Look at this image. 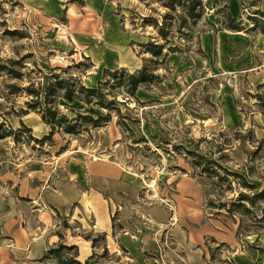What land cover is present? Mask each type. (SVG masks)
<instances>
[{
	"label": "rangeland",
	"instance_id": "rangeland-1",
	"mask_svg": "<svg viewBox=\"0 0 264 264\" xmlns=\"http://www.w3.org/2000/svg\"><path fill=\"white\" fill-rule=\"evenodd\" d=\"M256 1L237 0L240 15L234 18L248 31L224 29L213 0L204 1L208 8L202 20L188 21L185 36L177 32L178 21H168L167 43L176 50L158 61L142 46L164 43L154 22L161 24L163 14L170 12L156 0H129L128 5L123 0H0V64L34 55L26 60L29 70L24 71L23 82L0 73V124L4 121L5 128L16 132L22 121L31 130L23 131L17 143L14 137L0 141V264H43L27 258L35 238L58 231L66 244L76 237L83 242L87 236L103 235L108 218L116 226L107 233L108 253L99 238L91 250L96 254L92 263L205 264L194 257L200 253L195 241L200 240L203 249L210 246L215 259L224 264H264V223L254 226L245 219L248 232L237 240L239 217L235 223L224 209L216 215L218 210L208 204L211 199L230 204L242 189L233 185L230 192L214 186L212 179L196 175L181 154L196 149L211 158L223 156L221 163L229 170L264 186V16L255 14L264 11V0ZM69 6L73 9L67 15ZM250 16L258 17L254 30ZM205 34L210 35L208 40ZM33 61L39 68L71 67L69 72L87 87L102 81L105 69L132 73L145 64L156 69L160 82L142 85L137 92L145 106L129 101L130 112L121 106L122 114L139 121L130 124L135 137L144 135L148 143L133 144L114 113L107 125L81 138L57 132L42 145L29 139H43L50 127L35 112L26 115L28 98L10 95L6 86H26L35 80L30 72ZM118 100L124 101L123 96ZM60 105L64 107V101ZM81 112L105 113L94 106ZM62 183L80 195L67 207H58V213L35 191L32 200L28 198V186L58 192L67 187ZM72 189L69 196L78 193ZM150 207L158 211L146 217ZM263 209L264 204L255 208L256 215L261 217ZM36 213L42 220L53 215L45 231ZM122 221L139 242L149 240L146 250L124 252L118 246ZM165 222L164 232L159 225ZM210 236L229 246L217 248L206 240ZM151 244L156 252L147 250ZM147 251L150 254H144Z\"/></svg>",
	"mask_w": 264,
	"mask_h": 264
},
{
	"label": "trees",
	"instance_id": "trees-1",
	"mask_svg": "<svg viewBox=\"0 0 264 264\" xmlns=\"http://www.w3.org/2000/svg\"><path fill=\"white\" fill-rule=\"evenodd\" d=\"M160 2L164 8H166L170 14H163L162 23L158 24V21L154 22V27L159 31V37L164 43L157 44L156 42H148L142 45L146 48V52H149L158 61L160 56L164 60L167 59L168 54L173 53L176 50V46L169 47L167 43L166 23L168 21H178L177 32L185 36L183 32L188 21L192 24H196L202 20L205 16L206 9L208 8L205 0H156ZM231 0H222V4H219L220 0H213L214 8H216L217 14H222L224 29L229 31H248L243 27L241 20L237 21L228 10V4ZM256 3H260L257 0ZM256 15L264 16V11H255ZM258 17H249L252 21L254 30L257 27ZM261 32L264 34V22H262ZM164 50L166 52L164 53ZM34 57L32 53L28 55L17 57V59H7L4 63L0 64V73L15 81H24V71L29 70L26 60ZM156 60V61H157ZM163 60V61H164ZM1 61V60H0ZM157 62L156 64H161ZM3 62V61H2ZM34 68L30 69V72L36 77L26 86L19 84H9L6 86V90L10 95H23L28 100L25 102L27 107L25 114H29L31 111L35 112L43 123L50 127L49 135L43 139L35 137H29V139L35 141L37 144H44L46 140H51L55 133H63L70 135L74 138H81L83 134H89L90 130H98L104 125H107L112 121V113L118 118L117 125H119L121 132L129 134V137L133 144L148 143L147 138L141 135L139 138L135 137L136 132L132 129L131 125L139 123L137 119L131 118L128 115L121 113V106L126 107L127 111H131L129 108V101H134L140 105L146 103L140 102L137 97V92L142 85L149 83L160 82L161 77L155 74L149 66L145 64L144 67L138 69L132 73H129L124 68H119L114 71L108 69L104 70V77L102 81H98L95 86H85L81 79L72 75L69 70L71 67H52L49 64H45L44 68L38 67V62L33 61ZM122 95L124 101L118 100V96ZM60 101H64L65 106L61 107ZM76 104V107H71ZM94 106L98 108L103 114L94 116L91 113H82L86 107ZM131 124V125H130ZM4 128V129H3ZM3 129V130H2ZM138 131L139 127H136ZM23 131L30 132V129L24 125L21 121V128L16 132L12 128H5V122L0 124V141L9 137H14L15 142H19ZM175 150L179 147L175 146ZM182 149V147H181ZM184 150V149H183ZM222 147L218 151L220 153ZM186 160H189L190 166L194 169L196 175L201 177L212 179L214 186L224 187L225 191H234L233 185L239 186L242 190L239 191L236 197L230 199L231 203L225 201L221 202L223 194L218 195V201L220 204H216L214 199L208 201L211 208L218 210L216 215H220V211L225 210V216L229 217L236 223V219L239 217V222L236 231L237 240L244 234L243 231H247L243 228V222L245 219L251 221L252 225L258 226L264 223V209L262 210V216L259 217L255 213V208L264 204V186L249 183L246 176L240 172H234L225 167L221 162L224 159L221 156L219 159L211 158L209 154H200L196 149L188 150L186 153L181 152ZM251 170V167L249 168ZM249 171V176H251ZM56 213L58 211L55 209ZM115 221V216L112 218ZM115 223V222H114ZM250 225V226H252ZM67 228L68 225L64 224ZM261 226V225H259ZM115 229L116 226L113 225ZM122 231L123 227L119 226ZM248 232V231H247ZM59 237V243L51 246L47 252L40 258L38 263L49 264L53 262L55 264H82L79 258V250L76 245H69L65 243V237L58 231L55 233ZM102 239L104 242L105 254L108 253L106 249V235L101 236H87L85 239L91 241L92 249L96 247L98 240ZM212 240L217 248L229 246L225 242H216L215 238L210 236L206 240ZM254 247V246H253ZM124 252H127L125 248L120 247ZM260 249V248H259ZM264 251V249H261ZM208 252L210 254L211 261H218L215 259L214 252L210 246H208ZM147 255V253H145ZM94 254L90 259H94ZM150 258H154V255H148ZM98 262V259L96 260Z\"/></svg>",
	"mask_w": 264,
	"mask_h": 264
},
{
	"label": "crops",
	"instance_id": "crops-1",
	"mask_svg": "<svg viewBox=\"0 0 264 264\" xmlns=\"http://www.w3.org/2000/svg\"><path fill=\"white\" fill-rule=\"evenodd\" d=\"M121 2V0H118ZM124 1V5H128L129 4V0H123ZM229 12L232 13V16L233 17H237L240 15V10H239V4L237 2V0H231L230 3H229ZM86 7L83 6L82 9H84ZM71 9H73V7L69 6L67 7L65 10L67 12V15H69ZM76 12V11H75ZM77 13V12H76ZM68 18H73L72 16H68ZM205 37H207L206 39L208 40L210 38V35L209 34H205ZM62 186H66V188H59V191L58 192H52V191H47V190H43L41 191L39 188L37 187H30L28 186V191H29V194H28V198L30 200H32V192L35 191L37 193V195L39 197H46L47 198V204H49V207L53 208L54 210L56 209L58 211V207H67L68 205H70L71 203H73L74 201L77 200V197H78V194L80 195V192L79 191H76L75 188H73L72 186L69 185V183H62L61 184ZM68 186L72 187L76 192H78L77 194L75 193L74 196H69L70 193L72 192L71 189L72 188H68ZM21 188V185L18 187V189L20 190ZM72 189V190H73ZM73 190V191H74ZM66 192H68L69 194H66ZM20 198V197H19ZM71 198V199H70ZM35 201H33L34 203ZM147 210H145L147 213L146 214V217H149L151 213L155 212V211H158L155 207H150V208H146ZM47 213L46 211H43V214ZM36 216H37V219L39 220V222L41 223L42 225V228H44L43 230L45 231V229H48L49 227V222L52 221L53 219V215L51 213L48 214V217L46 220H42L40 218V214L39 213H36ZM122 223L124 224V222L122 221ZM103 225H104V229H103V234L106 235V241H107V236L108 234L107 233H111L112 231V223H111V220H109V218L103 222ZM167 224L166 222L165 223H161L159 226H163L165 227ZM168 226V225H167ZM165 228H163L162 231L165 232ZM51 230V229H49ZM43 231V232H44ZM136 232L139 233V230ZM50 233V232H49ZM48 233V234H49ZM122 238H121V242L119 243L118 242V246L119 247H123L125 248V250L128 252L127 248H129V250H133L135 252H138L140 253L141 251L143 250H146L145 248H143L146 244L150 243L149 240H145V241H141L139 242V238L140 237H137V235H133L132 232H130V230L125 227V224H124V227L122 229ZM205 234H203L204 236ZM114 236V234H113ZM139 236V234H138ZM78 238L79 240V237H76V239ZM190 238H191V234L188 235L187 237V241L186 243H189L190 241ZM73 241V242H70V243H67L69 245H76L78 247V250H79V260L82 262V264H101V263H92V259H90V257L92 256L91 254V250L92 249V245H91V241H87V240H83V242L81 241ZM66 242V241H65ZM125 242V243H124ZM200 240L198 241H195V244L197 246L196 250L200 251V253H195L194 254V257H196L197 259H201V260H205L204 263L205 264H224L222 262H219V261H211V260H207L208 259V251H205V249H203V247L201 246V244L199 243ZM59 243V237L56 236L55 234H49V237H45V236H40V237H37L35 238L34 241L31 242V248L28 250V254H27V258L30 259V260H39L40 258L43 257V255L47 252V250L51 247V246H54L56 244ZM173 245H176V240L172 242ZM228 244V243H227ZM106 248H107V244H106ZM156 245L155 244H151L150 248L147 249L149 250V252H156L157 249H156ZM148 251L147 252H144L145 253H148L150 254ZM38 258V259H37ZM185 258L187 259L188 258V254L186 253V256ZM195 264H200V263H195ZM226 264V263H225Z\"/></svg>",
	"mask_w": 264,
	"mask_h": 264
}]
</instances>
